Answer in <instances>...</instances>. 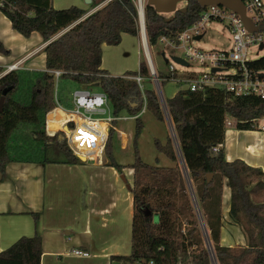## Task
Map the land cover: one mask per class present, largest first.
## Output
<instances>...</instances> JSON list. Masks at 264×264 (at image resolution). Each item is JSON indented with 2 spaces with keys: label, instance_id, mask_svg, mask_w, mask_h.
<instances>
[{
  "label": "trees",
  "instance_id": "16d2710c",
  "mask_svg": "<svg viewBox=\"0 0 264 264\" xmlns=\"http://www.w3.org/2000/svg\"><path fill=\"white\" fill-rule=\"evenodd\" d=\"M2 1L0 12L10 21L13 30L23 37L37 32L43 42H47L43 47L46 70H61L60 80L65 83L98 86L107 94L115 116L121 110L131 116L141 111L143 97L136 82L100 68L103 43L118 45L123 33L139 36L136 12L127 6L128 0L109 1L81 20L87 10L76 5L56 9L50 0ZM101 1L92 0L89 8ZM184 7V11L176 10L167 17L145 4L148 45L156 44L162 35L175 40L202 10L196 0H186ZM8 53L0 42V54ZM248 67L264 72V55L249 61ZM46 70L13 69L0 75V97L9 89L0 110L2 174L6 165L15 160L54 162L46 156L50 148L62 155V163L81 162L68 148L62 130L46 129V114L55 107L54 78ZM2 71L0 67V73ZM137 72L148 76L144 60L139 62L137 71H125L128 75ZM57 91L58 101L68 105L67 90L62 87ZM143 95L145 111L163 122L164 114L156 92L145 89ZM164 101L177 146L170 136L164 143L154 139L153 144L173 163L180 162L181 156L194 184L198 213L209 230L216 261L218 264H264V200L257 197L264 192V172L241 159L226 161L223 151L226 117L233 120L236 128L256 129L254 121L264 117V100L255 95H242L228 101L223 90L208 87L202 91L179 89ZM54 114L57 119L61 116L59 111L49 113L51 129L58 127L56 121H51ZM134 121L133 161L127 166L133 170L129 188L133 203L131 250L129 255H112L111 259L130 264L136 261L210 264L198 213L180 167L144 162L138 150L143 123L140 116ZM112 126H116V121H112ZM113 135L114 128H110L103 154L106 165L121 172L125 166L118 164L112 154ZM207 173L212 174L209 182ZM224 178L230 190L229 216L245 232V246L219 244ZM33 218L37 221L38 215L33 213ZM41 253L39 235L22 236L0 251V264H40Z\"/></svg>",
  "mask_w": 264,
  "mask_h": 264
},
{
  "label": "crops",
  "instance_id": "0c3cea01",
  "mask_svg": "<svg viewBox=\"0 0 264 264\" xmlns=\"http://www.w3.org/2000/svg\"><path fill=\"white\" fill-rule=\"evenodd\" d=\"M52 6L62 9L56 4ZM122 40L129 41L136 50L142 47L139 36L123 33ZM0 42L9 50L7 55L0 54L3 70L15 62L17 69L46 70L43 47L47 42H43L37 32L23 37L11 28L10 21L1 12ZM105 45H101L100 68L109 71L110 66L104 65L107 58L102 56ZM130 69L121 66L112 69V75L119 76ZM53 111L54 108L46 114V125L48 115ZM55 115L51 121H56L58 127H46L50 132L60 130V117L57 119ZM226 118L230 124L225 125L224 130L225 160L241 159L264 172V131L236 128L231 118ZM79 158L78 164L62 163V158L47 163L15 160L6 165L3 174L0 172V251L22 236L37 234L41 237L40 264H130L111 259V256L129 255L131 250V168L126 169L129 175L126 180L125 175L104 163L101 153ZM120 177L126 183V190ZM62 178H65L64 189L60 187ZM260 195L257 197L261 201ZM229 207L230 190L224 178L219 244L245 246L246 234L229 216ZM33 213L38 215L37 221H34ZM74 248L88 252L89 256L70 254ZM137 263L149 264L147 261L133 264Z\"/></svg>",
  "mask_w": 264,
  "mask_h": 264
},
{
  "label": "built area",
  "instance_id": "2783aa9c",
  "mask_svg": "<svg viewBox=\"0 0 264 264\" xmlns=\"http://www.w3.org/2000/svg\"><path fill=\"white\" fill-rule=\"evenodd\" d=\"M112 0H102L94 7L89 8L79 19H83L92 12ZM136 12L139 37L142 47L146 54L147 40L144 24V6L146 0H128ZM245 9V16L251 24L256 27L255 30H249L244 25L241 16L234 10L223 5L209 4L202 7L197 19L180 31L175 40L165 36H160L157 43L166 44L173 49H182V55H176L187 63L195 62L203 67L202 72H197L196 76L184 77L183 71L176 69L173 60L167 65L168 72L163 77L155 75L154 67L149 59L151 66H148L149 72L154 76V80L159 84L162 81H171L176 85V91L186 89L189 91H202L205 88H219L227 95V100L232 101L242 95H255L264 100V76L258 73L263 72L248 67L250 48L255 47V54H258L259 45L264 46V0H240ZM3 3L0 0V5ZM77 20L76 22H78ZM211 20L224 22L229 31L230 47L228 49H210L203 50L194 45L196 40H200L204 35V25ZM65 30V29H64ZM62 30V31H64ZM61 31V32H62ZM143 36L146 42L143 45ZM199 36V39L196 37ZM175 55V54H174ZM168 62V59H165ZM17 62L12 63L3 70L0 75L17 69ZM215 68V69H214ZM214 69V70H213ZM54 78V100L55 111L61 113L60 130L65 134V141L72 153L78 157H88L91 154H99L104 150L108 137L109 127H112V121L121 117L112 113V107L109 98L101 89L94 91L93 87L81 85L68 93V105H64L57 98V82L62 73L61 70H46ZM122 78L134 80L142 92L143 107L145 108V96L143 95L142 81L145 77L138 72L135 75H119ZM161 105L163 100L160 99ZM164 106V105H163ZM166 110V109H165ZM136 117V116H135ZM230 121L226 118L225 125ZM253 126L256 129L264 131V117L254 121ZM115 128V127H112ZM210 264H218L214 260L209 245L205 246ZM70 254L74 256H89V253L81 249H72ZM149 264H154L149 261ZM182 264H196L187 261Z\"/></svg>",
  "mask_w": 264,
  "mask_h": 264
},
{
  "label": "rangeland",
  "instance_id": "374dc122",
  "mask_svg": "<svg viewBox=\"0 0 264 264\" xmlns=\"http://www.w3.org/2000/svg\"><path fill=\"white\" fill-rule=\"evenodd\" d=\"M50 2L51 4L53 5L56 4L62 8L66 7L67 5H76L86 10L89 9V5H86L83 2V0H50ZM184 5H185V1L179 2L177 4V8L183 7ZM171 14H164V15L168 17ZM229 39L230 36H229V31L226 28V24L224 22L211 20L204 25V35L200 40H196L194 45L203 50L228 49L230 47ZM141 46H142V42H141ZM147 50L152 65L154 67L155 75L159 77H163L164 74L168 72L167 65L170 62L169 60L171 55L174 54L182 55V49L180 48L173 49L170 46L161 43H156L154 45L147 44ZM262 55H264V46L261 50H259L258 54H255L254 46L250 48V54H249L250 60L256 59ZM102 56L103 58L104 56L107 58L106 63L104 65L107 67L110 66L111 70L120 69L121 66H128L131 68L130 70L137 71L136 66L139 59L141 61L144 60V62L148 66L143 47L137 48L136 50L135 46L131 45L130 42L126 40H122L121 43L118 45H105L102 50ZM164 58L168 59V62H166ZM173 66L176 69L186 73V74L183 73L184 75L181 74L180 75L181 77L182 76L193 77L196 76V73L193 72H202L204 70L203 67L197 65L193 61L188 62L187 66L181 64H173ZM111 70H109L108 72L112 74L114 71ZM122 74L128 75L126 73H122ZM154 76L149 72L148 76L145 77L144 80L142 81V88H143V92L145 89L154 90L158 96L159 102H161L160 99L163 100L162 104L164 106L161 105V103L160 106L164 114V121L163 122L158 121L151 113L145 111V108H142L141 111L136 115V116H140L143 123L142 132L138 138L139 155L141 159L148 164L159 165V166H174L177 164L181 170L182 167L181 162H177V163L171 162L164 154L160 153L153 144L154 139H158L160 142L164 143L167 136L173 138V130L171 129L170 121L167 118V114L165 110L166 106L164 100L172 96L176 89V85L169 80L163 82H161L160 80L159 84H157L154 80ZM56 86H57V90L64 87L65 91L67 90L66 93L68 94L74 88H78L80 84L74 82L65 83L59 79ZM89 87H93L94 91L100 90V88L96 85H90ZM117 116H121V118L116 119V126L114 128V135L112 140V144H113L112 154L117 163L126 167L124 170L121 171V174L125 175L127 180L129 178V175L127 174L126 169L128 168L127 166L133 161L132 135L135 126V121H134L135 116L129 115V113L126 110L119 111ZM48 122L46 127L49 128ZM103 153L104 150L101 151V158L106 164L107 159L105 158ZM46 156L51 160H58L62 158V155L56 152L55 149L52 148L46 151ZM132 173L133 170L131 169V174ZM120 182L124 186V189L126 190L127 189L126 183L122 177H120ZM60 183H61L60 187L64 189V185L66 186L65 178H62L60 180ZM191 185L192 187H194L193 183H191ZM130 186H132V182ZM260 197L261 200H264V194L260 195ZM156 220L157 217L155 218V221ZM199 228L201 231V235L203 237L204 247L207 245V242L205 245V240H204L206 239V234H205V230H206L212 248L213 241L211 240V236L208 228L205 226V229H202L200 225ZM137 264H142V263H137Z\"/></svg>",
  "mask_w": 264,
  "mask_h": 264
},
{
  "label": "water",
  "instance_id": "95a60500",
  "mask_svg": "<svg viewBox=\"0 0 264 264\" xmlns=\"http://www.w3.org/2000/svg\"><path fill=\"white\" fill-rule=\"evenodd\" d=\"M91 1L92 0H83V2L86 5H90ZM183 1H186V0H146V4L152 6L155 9V11L158 12V13L171 14V13H174L176 10L184 11V9H185L184 6L180 7V8H177V4L179 2H183ZM196 1L201 7H204V6L209 5V4H217V5H223V6L227 7V8H230V9L236 11L241 16L246 28H248L249 30H255L256 29V27L253 26L251 24L250 20L245 16V9H244V6H243V4H242V2L240 0H196ZM127 6L129 8L133 7V5L130 4V3H128ZM196 39H199V36H197ZM143 45H145L144 47H145V51H146V42H145L144 36H143ZM262 47H263V44H260L259 45V49H261ZM145 55H146V61L148 63V66L149 65L151 66V63H150L149 57H148V52H146ZM170 59L173 60L175 63L181 64V65H184V66L188 65V63L185 60H183L182 58H180V57H178L176 55H171ZM258 75L259 76H264V72H260V73H258ZM7 90H9V89L4 90L2 92L1 97H0V110L2 108L4 95L7 92ZM165 109H166V107H165ZM166 114H167V111H166ZM167 118L169 119L168 114H167ZM169 121H170V124H171V129L173 130V125L171 123V120L169 119ZM173 139H174L175 144L177 146V141L175 139L174 132H173ZM179 156H180V153H179ZM180 162L182 164V167H181L182 174H183V176H184V178H185V180L187 182L189 193H190V195L192 197V200L194 202V206H195L196 211L198 213V207H197L196 200H195V197H194V192H193V187L191 185V180L188 177L187 169H186V167H185V165L183 163V160H182L181 156H180ZM211 176H212L211 173H207L206 174V181L207 182L210 181ZM198 219H199V222H200L199 225L201 226V228L205 229V225H204L203 220H202L201 216L199 215V213H198ZM205 234H206V239H204L205 240V245H206V242H207V245H209V248H210V250H211V252L213 254V249L211 248L209 236L207 235V231L206 230H205ZM214 260H216L215 256H214Z\"/></svg>",
  "mask_w": 264,
  "mask_h": 264
},
{
  "label": "bare ground",
  "instance_id": "6f19581e",
  "mask_svg": "<svg viewBox=\"0 0 264 264\" xmlns=\"http://www.w3.org/2000/svg\"><path fill=\"white\" fill-rule=\"evenodd\" d=\"M147 52H148V50H147ZM148 57H149V53H148ZM149 59H150V57H149Z\"/></svg>",
  "mask_w": 264,
  "mask_h": 264
}]
</instances>
